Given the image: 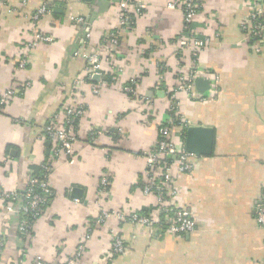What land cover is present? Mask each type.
Returning <instances> with one entry per match:
<instances>
[{
  "label": "crops",
  "instance_id": "crops-1",
  "mask_svg": "<svg viewBox=\"0 0 264 264\" xmlns=\"http://www.w3.org/2000/svg\"><path fill=\"white\" fill-rule=\"evenodd\" d=\"M175 1L143 0L148 9L132 31L103 52L105 88L95 95L97 81L75 82L84 76L83 54L94 53L119 24L118 0H0V96L16 92L0 110V192L22 193L34 170L48 164L55 193L27 242L18 236L21 216L7 214L0 200V264H34L37 257L62 264L89 227L92 240L76 264H264V228L254 217L264 185V53L252 51L241 31L248 0L204 1L194 28L213 39L198 56L197 78L210 80L211 90L200 94L194 81L200 101L176 95L188 127L213 131L211 155H195L193 171L177 181L176 204L191 213L195 232L174 235L161 226L121 223L114 215L99 223L105 212L151 214L157 206L139 183L147 171L145 153L170 117L167 92L191 62L177 46L185 26L183 14L168 8ZM44 5L50 12L34 24L32 16ZM37 33L53 42L31 46ZM24 55L27 65L20 69ZM131 85L136 96L123 91ZM69 99L85 110L80 135L72 156L55 155L41 135ZM186 133L175 136L182 147ZM103 178L108 186L102 197ZM113 232L127 249L110 257Z\"/></svg>",
  "mask_w": 264,
  "mask_h": 264
},
{
  "label": "built area",
  "instance_id": "built-area-1",
  "mask_svg": "<svg viewBox=\"0 0 264 264\" xmlns=\"http://www.w3.org/2000/svg\"><path fill=\"white\" fill-rule=\"evenodd\" d=\"M5 1V0H1ZM27 2L28 0H23ZM205 0H176L168 5L169 9L179 10L183 14L185 26V35L177 42L181 54H188L190 65L186 72L178 74L177 86L172 92H167L170 100V117L166 123L158 127V141L156 145L145 153L147 162V171L145 177L139 181L142 192L145 195H153L157 199V206L153 213L141 214L138 211L123 210L113 214L105 212L100 218L99 223H103L111 215H114L121 223H131L140 227L154 229L160 227L164 222L167 224L165 229L174 235H190L197 229L196 223L188 210L180 208L176 204L178 195L177 181L181 175L191 173L194 169L192 159L195 155L188 152L184 147L178 144L175 136L177 133L182 134L183 129L189 128L186 122L178 115V101L176 95L180 92L187 94L188 98L194 101L201 100L194 91V81L202 74L198 68L197 60L199 54L212 43L213 37L201 36L194 28L198 16L202 13ZM249 13L241 22V31L244 34V40L255 53H264V0H248ZM119 4V24L116 28L107 34L103 43L96 48L92 54H83L87 64L84 70L83 78L76 80L75 85L84 83V80L95 82L96 76L100 80L92 83L91 91L95 95H100L105 83H101V62L103 52H108V48H115L119 45L120 39L132 31L135 20L147 9L148 5L143 0H118ZM47 5L42 6L32 16V22L35 24L41 16L49 13ZM73 21L84 23L83 18H73ZM219 34L216 35L218 37ZM53 38L48 35L37 33L31 46L36 47L39 43H52ZM105 59V58H104ZM108 60V58H107ZM27 60L24 55L20 62V69L26 67ZM1 67V64H0ZM209 75L217 77L207 71ZM123 91L130 96H136L135 86H125ZM16 96L13 90L7 91L0 96V110H2ZM71 98V96H70ZM175 110V111H174ZM85 110L82 105L73 103L72 99L55 113L45 125L41 140L48 139L53 144L52 153L58 155L65 153L72 156L74 144L77 142L80 131L79 122L84 116ZM176 120L180 123L176 125ZM102 133L96 131L95 135ZM43 168L47 172L51 171V166L46 164ZM102 190L100 195L103 197L108 186V179L103 178L101 181ZM39 190L41 192H39ZM54 191L49 186V175L41 180L38 176L32 175L29 178L28 185L22 193H2L0 200L4 203V211L7 214L21 216L18 226V236L21 240L27 242L31 237L32 226L28 220V215L32 216L34 221L37 220L43 212V208L54 196ZM18 204L15 206L14 204ZM255 221L259 227L264 228V185L260 201L255 209ZM94 228L89 227L84 240L78 245L73 256L65 258L62 264H76L82 259L88 251V245L92 240ZM112 242L109 256H118L125 253L126 243L115 232L111 233ZM34 264H46L42 257H37Z\"/></svg>",
  "mask_w": 264,
  "mask_h": 264
},
{
  "label": "water",
  "instance_id": "water-1",
  "mask_svg": "<svg viewBox=\"0 0 264 264\" xmlns=\"http://www.w3.org/2000/svg\"><path fill=\"white\" fill-rule=\"evenodd\" d=\"M95 81H99L100 77L96 76ZM196 90L205 95L211 90V81L204 78L195 80ZM185 148L188 152L196 156L211 155L213 149V131L204 127H189L186 133ZM74 197H79V191H73Z\"/></svg>",
  "mask_w": 264,
  "mask_h": 264
},
{
  "label": "trees",
  "instance_id": "trees-1",
  "mask_svg": "<svg viewBox=\"0 0 264 264\" xmlns=\"http://www.w3.org/2000/svg\"><path fill=\"white\" fill-rule=\"evenodd\" d=\"M174 111H175V110H174ZM172 116H173V113H172L170 119L172 118ZM173 117H174V116H173ZM167 122H168V121L165 122V123H166L165 125H167ZM179 122H180V121H179ZM179 122L176 120L175 124H176V125H179V124H180ZM187 129H188V128H187ZM187 129H183V130H182V134H183V133L185 134V132H187ZM50 145H51V144H50ZM34 171H35V173L33 172V175H34V176H38L39 178H41V180H44V179L49 175V172H47V171L45 170V168H43V166H42V167H37ZM39 192H41V191L39 190ZM52 198H53V197H52ZM52 198L49 199V202L51 201ZM49 202L47 203V205L49 204ZM47 205H45L44 208H46ZM44 208H43V209H44ZM147 212H148V211H144V212L141 213V214H147ZM28 220H29L30 224H33L34 219H33L32 216H29V215H28ZM160 226H161L162 228H165V227L167 226V224L163 222Z\"/></svg>",
  "mask_w": 264,
  "mask_h": 264
},
{
  "label": "rangeland",
  "instance_id": "rangeland-1",
  "mask_svg": "<svg viewBox=\"0 0 264 264\" xmlns=\"http://www.w3.org/2000/svg\"><path fill=\"white\" fill-rule=\"evenodd\" d=\"M185 65V64H184ZM187 68V67H186Z\"/></svg>",
  "mask_w": 264,
  "mask_h": 264
}]
</instances>
